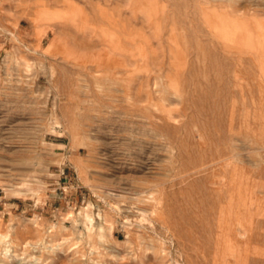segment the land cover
<instances>
[{
	"label": "rangeland",
	"instance_id": "374dc122",
	"mask_svg": "<svg viewBox=\"0 0 264 264\" xmlns=\"http://www.w3.org/2000/svg\"><path fill=\"white\" fill-rule=\"evenodd\" d=\"M0 233V264H264V0H0Z\"/></svg>",
	"mask_w": 264,
	"mask_h": 264
},
{
	"label": "bare ground",
	"instance_id": "6f19581e",
	"mask_svg": "<svg viewBox=\"0 0 264 264\" xmlns=\"http://www.w3.org/2000/svg\"><path fill=\"white\" fill-rule=\"evenodd\" d=\"M87 216V218H88V216L90 217V215H88V213L86 214ZM92 217V216H91ZM93 219V218H92ZM84 220H85V218H84ZM88 220V219H87ZM91 220V219H90ZM91 223L92 222H89V225H90V227L89 226H87L88 227V229L89 228H91L92 226H91ZM220 233V232H219ZM218 233V234H219ZM223 235V234H222ZM0 243H2V246H1V250H0V254H3V256H6L7 257V255L9 254V251H10V247L12 246V240H11V238H10V236H9V233H0ZM30 244V243H29ZM224 247V246H223ZM8 258V257H7Z\"/></svg>",
	"mask_w": 264,
	"mask_h": 264
}]
</instances>
